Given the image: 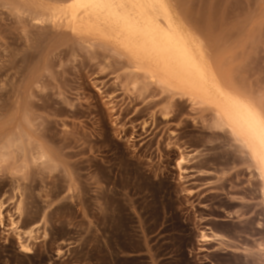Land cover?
<instances>
[{
    "label": "rangeland",
    "instance_id": "374dc122",
    "mask_svg": "<svg viewBox=\"0 0 264 264\" xmlns=\"http://www.w3.org/2000/svg\"><path fill=\"white\" fill-rule=\"evenodd\" d=\"M2 1L0 264H264L262 180L213 108L43 20L61 0ZM168 2L264 117V0Z\"/></svg>",
    "mask_w": 264,
    "mask_h": 264
},
{
    "label": "bare ground",
    "instance_id": "6f19581e",
    "mask_svg": "<svg viewBox=\"0 0 264 264\" xmlns=\"http://www.w3.org/2000/svg\"><path fill=\"white\" fill-rule=\"evenodd\" d=\"M43 9L47 17L40 13L43 20L48 19L57 27L66 26L85 38L113 43L150 80L213 108L218 118L216 126L227 129L249 152L262 180L264 197V117L256 107L225 89L205 57L207 47L203 45V52L196 40L199 38L195 39L179 24L168 0H61L59 5ZM3 207L0 204L1 220ZM10 223L18 232L23 250L28 251L22 231L13 220ZM203 238L210 240L205 235Z\"/></svg>",
    "mask_w": 264,
    "mask_h": 264
}]
</instances>
